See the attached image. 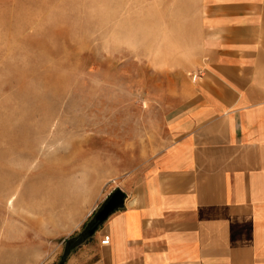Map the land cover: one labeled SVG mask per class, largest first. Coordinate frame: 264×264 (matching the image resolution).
Returning a JSON list of instances; mask_svg holds the SVG:
<instances>
[{
    "label": "rangeland",
    "instance_id": "rangeland-1",
    "mask_svg": "<svg viewBox=\"0 0 264 264\" xmlns=\"http://www.w3.org/2000/svg\"><path fill=\"white\" fill-rule=\"evenodd\" d=\"M198 9L0 0V264H64L89 185L145 167L188 105Z\"/></svg>",
    "mask_w": 264,
    "mask_h": 264
},
{
    "label": "crops",
    "instance_id": "crops-1",
    "mask_svg": "<svg viewBox=\"0 0 264 264\" xmlns=\"http://www.w3.org/2000/svg\"><path fill=\"white\" fill-rule=\"evenodd\" d=\"M197 20L188 105L143 169L89 185L63 239L125 204L65 264H264V0H199Z\"/></svg>",
    "mask_w": 264,
    "mask_h": 264
},
{
    "label": "water",
    "instance_id": "water-1",
    "mask_svg": "<svg viewBox=\"0 0 264 264\" xmlns=\"http://www.w3.org/2000/svg\"><path fill=\"white\" fill-rule=\"evenodd\" d=\"M126 195L121 189L115 190L106 201L102 204V206L96 211L94 216L92 217L90 223L88 224L85 233H83L80 238L77 239H68L65 240L66 244V255L63 259V263L65 264L69 253L71 252L70 247L72 245H82L86 240L93 237L96 231L99 229L101 225H103L111 214L122 209L125 204Z\"/></svg>",
    "mask_w": 264,
    "mask_h": 264
},
{
    "label": "built area",
    "instance_id": "built-area-1",
    "mask_svg": "<svg viewBox=\"0 0 264 264\" xmlns=\"http://www.w3.org/2000/svg\"><path fill=\"white\" fill-rule=\"evenodd\" d=\"M108 242H109V239H108V238H106V239L103 241L104 244H107Z\"/></svg>",
    "mask_w": 264,
    "mask_h": 264
}]
</instances>
